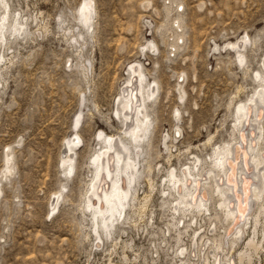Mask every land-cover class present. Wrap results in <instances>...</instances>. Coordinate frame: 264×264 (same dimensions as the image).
Returning <instances> with one entry per match:
<instances>
[{
  "label": "rangeland",
  "instance_id": "obj_1",
  "mask_svg": "<svg viewBox=\"0 0 264 264\" xmlns=\"http://www.w3.org/2000/svg\"><path fill=\"white\" fill-rule=\"evenodd\" d=\"M8 2L26 27L0 51V177L6 153L14 165L0 183V264L191 261L195 250H187L186 262L176 250L189 246L192 232L175 240L159 191L167 188L169 173L210 165L213 149L235 138L237 106L263 85L264 0H92L87 25L78 11L84 0ZM237 41V49L226 48ZM131 64L142 67L144 85L155 90L154 102H147L150 132L135 156L139 195L149 191L146 174L154 191L142 215L131 212L127 224L106 234L93 228L85 194L104 136L135 153L116 114ZM259 118L246 129L259 134L248 149L255 184L264 171V159L260 167L252 160L264 155V114ZM75 137L69 175L60 162ZM213 203L209 214L218 224ZM252 225L234 248L233 264ZM254 256L252 264H264L262 254Z\"/></svg>",
  "mask_w": 264,
  "mask_h": 264
},
{
  "label": "bare ground",
  "instance_id": "obj_2",
  "mask_svg": "<svg viewBox=\"0 0 264 264\" xmlns=\"http://www.w3.org/2000/svg\"><path fill=\"white\" fill-rule=\"evenodd\" d=\"M8 1L0 0V51L7 46V40L10 37L23 34L26 27L19 19V14H11ZM92 3V0H84L78 8L80 20L84 25L91 21ZM244 43V40L240 41V44ZM239 46L238 41L237 43L228 42L226 48L233 50ZM154 47L152 43L149 46L152 50L155 49ZM240 54L239 62L242 60ZM138 64L129 66L131 79L126 81V86L122 89L120 110L116 113L117 116H120L121 123L125 127L124 133L129 138L128 140L132 144L134 143L135 153H132V150L127 147L128 145L126 146L127 143L124 144L119 138L118 143L113 138L114 136H104L99 132L98 138L104 136L103 147L92 157V163L95 166L94 174L85 194V208L91 213L93 228L95 231L99 228L106 234H109V231L118 223L120 226L122 223L127 224L128 219L132 216L131 212L143 214L147 209L150 193L154 191L153 182L147 174L144 180L149 191L141 197L137 188L139 171L135 156L140 155L139 144L150 132V114L147 113L149 108L147 102H151L155 98L154 88L144 85L145 78L141 71L142 67ZM261 81L263 85H260L261 88L255 92V95L245 104H240L237 109L235 108L233 128L236 131V136L232 138V141L225 142L213 149V161L209 163L210 165L193 163L192 167L186 166L184 170H181L179 175L169 173L166 177L168 179L165 180L167 188L164 189V187L159 191L162 197V206L170 217L167 226L174 229L175 240L181 241L183 234L188 235V231L192 232L189 246L181 245L176 250L179 252L177 254L181 258V262L187 256V250H195L194 256H191L192 253L190 254L192 260L186 259L187 263L185 264H233L234 248L241 241L247 228H250L251 221L253 224L251 226L252 236L247 240L244 248L236 253L234 262L243 264L244 261L247 264H252L253 256L259 254H262L264 259V222L261 223L264 220V196L261 195L264 192V171L261 172L263 173L261 181L255 184L253 182L255 176L251 177L254 166L251 165L253 163L249 155L250 152L248 153V149L252 151L255 148L259 134L246 131L249 121H252L251 118L254 122L257 121V125L259 117L264 114V78ZM116 114L114 113L115 116ZM253 138H255V142L252 141ZM78 143L79 138L75 137L74 140L67 141L65 149L63 148L64 153L60 167H66L69 175L74 171V148ZM238 150H244L247 156L245 160L238 154ZM263 159L264 155L252 157L257 167L261 166ZM13 170L14 165L10 153H6L0 183L2 179L8 180V176L12 174ZM150 170L151 168L148 166L146 172L149 174ZM237 192L241 194L239 195ZM59 197L60 195L53 200L52 210L55 209ZM211 200L217 210L214 220H217L218 224L211 220L212 215L209 214ZM261 215H263L262 220H260ZM203 217L207 219L205 224H202L205 221ZM131 221L133 220L131 219ZM259 232L262 238L258 237ZM186 261L184 259V262Z\"/></svg>",
  "mask_w": 264,
  "mask_h": 264
}]
</instances>
